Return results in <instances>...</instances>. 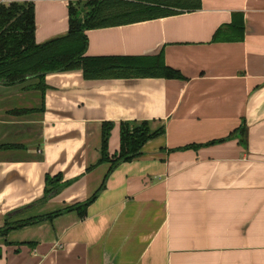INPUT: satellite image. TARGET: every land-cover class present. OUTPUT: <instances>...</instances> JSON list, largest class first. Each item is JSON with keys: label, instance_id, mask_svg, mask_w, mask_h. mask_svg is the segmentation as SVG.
Returning a JSON list of instances; mask_svg holds the SVG:
<instances>
[{"label": "crops", "instance_id": "1", "mask_svg": "<svg viewBox=\"0 0 264 264\" xmlns=\"http://www.w3.org/2000/svg\"><path fill=\"white\" fill-rule=\"evenodd\" d=\"M75 1L87 0H0L35 5L40 43L69 31ZM86 33L89 56H160L183 78L50 72L43 112L40 90L24 87L34 80L0 82V147L17 145L0 148V264H264V0H201ZM244 119L248 147L230 137ZM124 120L164 133L109 173L103 122L116 123L113 156ZM103 184L84 218L69 210L2 232Z\"/></svg>", "mask_w": 264, "mask_h": 264}, {"label": "trees", "instance_id": "2", "mask_svg": "<svg viewBox=\"0 0 264 264\" xmlns=\"http://www.w3.org/2000/svg\"><path fill=\"white\" fill-rule=\"evenodd\" d=\"M201 7V0H87L70 4V28L61 36L46 42H38L36 37V12L32 2H0V82L6 86L27 84V89L40 90L45 109L46 76L50 72L81 69L86 79L117 76L183 78V74L167 65L162 57H103L87 55L89 44L87 30L116 24H125L146 19L159 18ZM238 15V14H236ZM238 19V18H237ZM233 21L243 29L242 17ZM37 109H26L24 112ZM116 123L103 122V144L100 163L110 162L109 173L119 164L141 156L142 148L150 139L164 133L163 129L152 131L148 120H124L120 122V151L111 156L109 138ZM249 128L244 119L230 137H239L248 147ZM17 145H3L13 148ZM46 195L61 186L62 176L47 175ZM63 185V184H62ZM103 184L88 200L45 215L25 219L17 223H7L3 233L11 229L30 225L42 220L53 219L69 210H77L81 217L87 215V208L93 202ZM32 246L35 243H31Z\"/></svg>", "mask_w": 264, "mask_h": 264}]
</instances>
